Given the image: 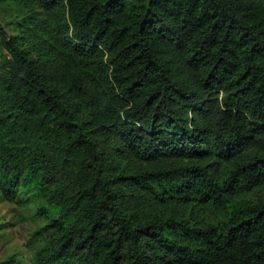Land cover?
Listing matches in <instances>:
<instances>
[{"label": "trees", "instance_id": "obj_1", "mask_svg": "<svg viewBox=\"0 0 264 264\" xmlns=\"http://www.w3.org/2000/svg\"><path fill=\"white\" fill-rule=\"evenodd\" d=\"M0 11V264H264V0Z\"/></svg>", "mask_w": 264, "mask_h": 264}, {"label": "rangeland", "instance_id": "obj_2", "mask_svg": "<svg viewBox=\"0 0 264 264\" xmlns=\"http://www.w3.org/2000/svg\"><path fill=\"white\" fill-rule=\"evenodd\" d=\"M0 221L7 224L0 236V261L17 253L28 256L30 236L40 226L33 218L32 203L27 206L0 204Z\"/></svg>", "mask_w": 264, "mask_h": 264}]
</instances>
